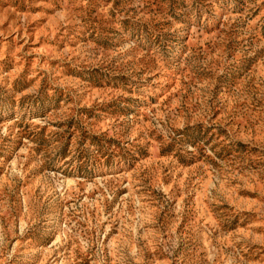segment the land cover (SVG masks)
<instances>
[{
  "label": "rangeland",
  "instance_id": "obj_1",
  "mask_svg": "<svg viewBox=\"0 0 264 264\" xmlns=\"http://www.w3.org/2000/svg\"><path fill=\"white\" fill-rule=\"evenodd\" d=\"M0 264H264V0H0Z\"/></svg>",
  "mask_w": 264,
  "mask_h": 264
}]
</instances>
